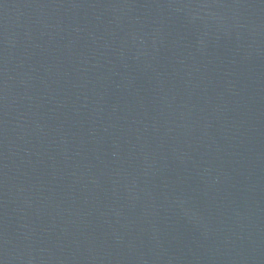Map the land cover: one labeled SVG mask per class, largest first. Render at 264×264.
<instances>
[{"label":"water","instance_id":"95a60500","mask_svg":"<svg viewBox=\"0 0 264 264\" xmlns=\"http://www.w3.org/2000/svg\"><path fill=\"white\" fill-rule=\"evenodd\" d=\"M0 264H264V0H0Z\"/></svg>","mask_w":264,"mask_h":264}]
</instances>
